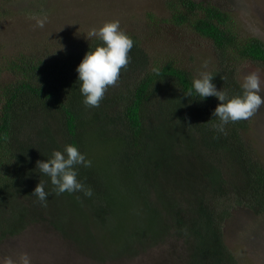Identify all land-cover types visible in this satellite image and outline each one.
<instances>
[{
	"label": "trees",
	"instance_id": "trees-1",
	"mask_svg": "<svg viewBox=\"0 0 264 264\" xmlns=\"http://www.w3.org/2000/svg\"><path fill=\"white\" fill-rule=\"evenodd\" d=\"M160 8L145 13L152 30L125 32L134 41L129 63L98 107L83 104L76 72L98 38H55L2 57L1 262L13 257L6 243L15 240L44 264H246V253L227 247L224 229L237 208L264 215V159L251 139L253 117L218 132L212 113L220 102L192 91L201 62L174 56L163 39L185 29L208 40V58L214 52L218 61L213 83L228 98L242 93L241 63L264 66V42L246 33L231 8L208 0H162ZM67 144L92 161L77 166L91 197L57 195L36 168ZM40 180L50 193L46 206L32 195ZM119 214L123 223L112 227ZM34 232L59 245L54 259L26 242Z\"/></svg>",
	"mask_w": 264,
	"mask_h": 264
},
{
	"label": "rangeland",
	"instance_id": "rangeland-1",
	"mask_svg": "<svg viewBox=\"0 0 264 264\" xmlns=\"http://www.w3.org/2000/svg\"><path fill=\"white\" fill-rule=\"evenodd\" d=\"M208 1L231 8L236 19L246 29V33L264 42V0ZM161 6L162 0H0V9L4 11L0 17V62L2 57L6 59L11 54L16 55L18 49L30 53L28 51H32L31 48L33 49L37 44L41 46L46 42L54 41L55 38L60 42L76 41V44H81L94 38L90 36L93 29L98 30L106 22L115 20H119L124 32L135 31L141 26L151 29L145 13L147 10L160 11ZM41 20L44 21L43 27L37 23ZM140 32L145 37V34ZM155 34L150 31L145 38L151 39ZM186 41L192 46L187 45ZM154 43L157 45L158 40H154ZM163 43L173 49L174 56L181 58L185 56L189 61L196 56L198 59L193 63L199 60L201 63L198 67L202 69L201 71L211 73L215 69L214 65L218 64V61L215 62L214 52L212 59L208 58L210 57L208 49H212L211 43L203 38L198 39L192 31L189 32V36L185 29L177 35L171 33L163 39ZM197 43H200V49L194 55ZM183 46L186 50L179 52ZM204 52L209 54L206 56ZM205 61H207L206 68L202 66ZM253 72L260 77V94L264 98V66L249 62L241 63L236 73V82L242 85L244 78ZM7 78L5 72L0 75L2 81ZM252 117L251 139L264 159V104ZM232 215L224 229L227 247L241 255L246 253L244 257L246 264H264V215L257 217L246 208H237ZM120 219L119 214L111 226L121 225L123 221ZM43 236L46 244L38 232L28 234L25 240L30 247L38 249L48 259H54L59 245L44 233ZM6 244L10 246L14 259L18 260V257L24 254V246L19 242L13 240ZM26 249L32 251L31 256L36 255L34 249L27 247ZM50 264L55 263L52 261Z\"/></svg>",
	"mask_w": 264,
	"mask_h": 264
},
{
	"label": "clouds",
	"instance_id": "clouds-1",
	"mask_svg": "<svg viewBox=\"0 0 264 264\" xmlns=\"http://www.w3.org/2000/svg\"><path fill=\"white\" fill-rule=\"evenodd\" d=\"M37 23L43 27L44 21ZM90 36L98 38L101 44L84 55L76 72L83 104L86 107H98L108 87L117 82L121 70L128 65L129 53L134 41L121 29L119 20L106 22L98 30L93 29ZM202 66L206 68L207 61ZM213 79L209 72L201 71L199 76L192 80V91L203 99L215 97L220 102L212 113L213 117L219 120V123L215 125L218 132L223 133L225 125L229 122L247 120L252 117L264 104V98L260 94L261 80L255 72L244 78L241 85L242 93L231 98H228L222 90H217ZM191 95L192 92H189L188 96ZM91 164L92 161L86 158L77 145L67 144L62 151L54 150L46 161H37L36 168L49 177L57 195L64 192L69 194L82 192L85 197H91L93 190L78 179L77 167L79 165L90 167ZM32 195L46 206L50 193L45 191V183L40 180ZM31 262L40 264L31 261L30 256L24 253L18 257V260L12 256H6L0 264H31Z\"/></svg>",
	"mask_w": 264,
	"mask_h": 264
}]
</instances>
